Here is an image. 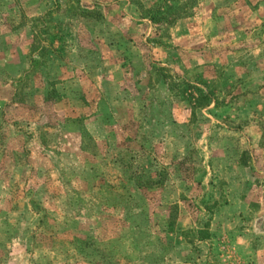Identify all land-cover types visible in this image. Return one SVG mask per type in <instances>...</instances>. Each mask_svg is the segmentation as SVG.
I'll return each mask as SVG.
<instances>
[{"label":"rangeland","instance_id":"rangeland-1","mask_svg":"<svg viewBox=\"0 0 264 264\" xmlns=\"http://www.w3.org/2000/svg\"><path fill=\"white\" fill-rule=\"evenodd\" d=\"M0 264H264V0H0Z\"/></svg>","mask_w":264,"mask_h":264}]
</instances>
